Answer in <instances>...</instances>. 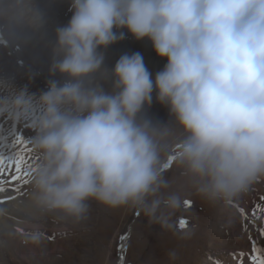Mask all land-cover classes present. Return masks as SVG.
I'll list each match as a JSON object with an SVG mask.
<instances>
[{
  "label": "clouds",
  "instance_id": "1",
  "mask_svg": "<svg viewBox=\"0 0 264 264\" xmlns=\"http://www.w3.org/2000/svg\"><path fill=\"white\" fill-rule=\"evenodd\" d=\"M4 4L0 25L10 37L13 26L41 25L32 0L11 24ZM70 8L50 65L63 81L49 80L38 97L26 88L0 96V111L34 131L32 213L81 219L92 199L150 217L175 210L182 193L164 170L170 158L180 181L222 207L264 177V0H70ZM121 29L148 38L167 63L153 78L139 52L125 53L105 90L100 49L124 39ZM154 91L172 120L140 115Z\"/></svg>",
  "mask_w": 264,
  "mask_h": 264
},
{
  "label": "rangeland",
  "instance_id": "2",
  "mask_svg": "<svg viewBox=\"0 0 264 264\" xmlns=\"http://www.w3.org/2000/svg\"><path fill=\"white\" fill-rule=\"evenodd\" d=\"M36 1L32 0L35 9ZM4 6L10 24L29 14L28 0H5ZM37 11L42 16L39 27L13 26L10 37L0 25V96L9 100L25 88L38 97L47 90L49 80L64 79L59 73L51 74L50 65L56 28L67 24L70 10L59 14L41 8ZM119 31L125 33L124 39L100 49L104 53L102 69L109 70L106 78L97 73L105 90H111L110 70L125 53L139 52L153 78L167 63L148 38L137 40L127 29ZM38 111L34 106L33 112ZM140 115L161 122L173 119L168 107L156 100L155 91L151 106H145ZM17 134L28 141L27 154L22 152L23 145L14 143ZM33 135L29 122L0 111V157L5 165H11L0 166L4 169L0 172V206L5 210L0 217V264H255L252 257L264 255V177L239 199L222 207L209 203L180 181L181 173L170 159L164 170L169 178L176 179L173 188L182 193L181 205L175 210L163 209L150 217L137 207H111L92 199L81 219L58 212L29 213L22 202L28 200L31 172L39 159L29 142ZM18 155H25L24 171L28 175L24 181L12 180L16 175L13 158ZM238 202L245 210L237 207ZM181 220L185 221L183 227ZM125 233L128 236L121 252L120 237ZM33 236L38 239L34 241ZM170 253L175 254L174 259Z\"/></svg>",
  "mask_w": 264,
  "mask_h": 264
},
{
  "label": "snow or ice",
  "instance_id": "3",
  "mask_svg": "<svg viewBox=\"0 0 264 264\" xmlns=\"http://www.w3.org/2000/svg\"><path fill=\"white\" fill-rule=\"evenodd\" d=\"M14 143L17 145H23L24 147L22 148V152L27 154L28 150H27L26 146H27L28 141L25 139V137L17 134L15 137ZM13 159H14V164H15L16 175L12 176V180L24 181V177L28 175V173L26 171H24V164L26 162L25 155H18L17 157H15ZM170 160H172V159L170 158ZM0 166H6L8 168H11V165H5V161L2 157H0ZM166 167H167V165H166ZM3 170H4L3 168H0V172H2ZM8 199H11V197H8ZM261 199H264V197H262ZM185 203H190V202L186 201ZM180 224H181V227H183L185 225V221L181 220ZM127 236H128V234L125 233L124 235H122L120 237V239H121V244H120L121 252H123V250H124L123 241H125L127 239ZM32 238L35 239L36 236H33ZM254 251L259 253L258 249L254 248ZM252 259L255 261V264H264V255L257 254V255H254L252 257Z\"/></svg>",
  "mask_w": 264,
  "mask_h": 264
},
{
  "label": "bare ground",
  "instance_id": "4",
  "mask_svg": "<svg viewBox=\"0 0 264 264\" xmlns=\"http://www.w3.org/2000/svg\"><path fill=\"white\" fill-rule=\"evenodd\" d=\"M65 3V4H64ZM40 8L43 10V12L47 11V10H53L54 13H62V11H65V10H70V11H67L68 13L69 12H72L70 8V0H37L36 1V9L37 10H40ZM55 9V10H54ZM52 12V11H51ZM66 14L67 17L71 16L69 14ZM139 44V43H138ZM137 44V45H138ZM137 49H139V47H135ZM163 68H161L162 70ZM28 196V195H27ZM25 198V197H24ZM23 199V198H22ZM21 199V200H22ZM3 202V201H2ZM21 202V201H20ZM27 205V200L22 202V207L23 208H26L25 206ZM15 207V205H13ZM0 209H3V205L1 204L0 206ZM18 209V208H17ZM16 209V211H17ZM28 209V208H27ZM15 210V209H13ZM22 210H25V209H22ZM28 211V210H27ZM31 211H29L30 213Z\"/></svg>",
  "mask_w": 264,
  "mask_h": 264
}]
</instances>
